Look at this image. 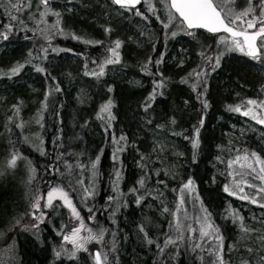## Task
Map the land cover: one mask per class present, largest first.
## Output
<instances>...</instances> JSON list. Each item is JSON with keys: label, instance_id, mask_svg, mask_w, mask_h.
<instances>
[{"label": "trees", "instance_id": "trees-1", "mask_svg": "<svg viewBox=\"0 0 264 264\" xmlns=\"http://www.w3.org/2000/svg\"><path fill=\"white\" fill-rule=\"evenodd\" d=\"M58 1L74 7L71 14L60 16L62 29L58 33L52 21H46L54 17L55 0L35 1L38 6L46 4L41 7L40 24L48 26L50 32L43 34L39 33L41 27L35 23L29 25L27 22V28L14 16V10L6 12L0 6V40L6 45L0 54V164L7 152L4 148L9 145L3 133L4 123L11 120L10 144L19 147L20 152L33 161L37 190L44 195L54 190L64 193L56 203L63 216L68 214L69 217L65 218L70 224L75 219L69 214L71 208L64 205V198L80 208L83 220L92 222L96 227L99 224L93 213L104 215L106 218L101 223L107 235H117V264H203L197 260L199 249L190 250L188 246L175 247V262H167L170 247H166L163 240L158 246L148 245L149 241H153L152 234H156L144 228L149 218H135L138 207L134 194L141 197L144 207L147 201L156 197L155 190L157 192L158 185L164 182L162 178L152 179L142 191L137 189L143 175L137 174L134 164L140 154L148 151L149 142L140 132L141 125L149 121L152 127L159 124L167 126L169 135L177 141L185 155L184 180L192 178L197 183L205 210L227 243L235 233L234 223L227 220L225 214V208L229 207L232 199L220 185H212L211 163L217 145L225 141V123L228 120L238 123L241 119L229 110L236 106H232L234 97L256 99L257 91L264 87L262 74L254 69L253 60L239 54L229 55L213 71L207 89L199 92L192 82L197 65H189L194 59L198 63L203 61V52L216 36L199 32L207 40L203 44L201 42L197 50L183 44L180 54L185 55L172 64L169 58L172 53H178V47L173 46L170 51L163 49L161 37L164 28L153 17L126 12L117 8L111 0ZM50 5L52 7L48 10ZM138 23H145L151 30L145 31L146 42L141 47L130 42L144 29ZM150 33H155L152 39ZM121 45L119 58L115 59L116 70L109 75L105 73L109 64L104 61L112 57L114 49ZM187 56L191 58L189 61H186ZM183 60L185 62L181 64ZM179 63L181 66H178ZM21 65H24L23 69L9 74ZM100 66L104 70L102 73L99 72ZM130 78L140 80L144 86L128 85L126 81ZM79 87H87L91 94V100L86 105H79L75 99ZM105 104H110L112 108V128L108 119L101 116ZM35 114L41 118L40 128L36 129L43 142V154L21 142L23 134L18 125H34L32 117ZM201 128V143L197 149L195 134ZM116 147L122 152L121 190L128 212L123 219L118 218L117 229H114L105 213L108 198L101 196L93 204L82 201L79 192H76V185L71 182L73 175L63 174V162L90 163L101 155L97 184L101 190L111 189L115 182L116 168L112 157L118 153ZM10 178L0 183V227L24 205L19 175ZM179 182L175 181V188ZM171 195L175 198L176 191ZM81 201L89 204L84 207ZM156 226L162 225L159 222ZM90 237L99 239L94 235ZM178 237L180 235L175 231V239ZM53 241L51 239L50 243ZM95 249H98V244L93 245L88 253H82L77 264H95L91 260ZM20 257L19 264H50L51 253L49 247L42 246L34 238H24L20 239ZM204 257L208 258L205 254ZM72 262L74 260H62L59 264Z\"/></svg>", "mask_w": 264, "mask_h": 264}, {"label": "rangeland", "instance_id": "rangeland-1", "mask_svg": "<svg viewBox=\"0 0 264 264\" xmlns=\"http://www.w3.org/2000/svg\"><path fill=\"white\" fill-rule=\"evenodd\" d=\"M35 1L0 0V6L6 12L14 10V16L26 24V27L32 22L41 27L40 34L50 32L48 26L40 24L42 8L46 4L43 3L38 6ZM55 3L57 4H53L55 8L54 17L48 18L46 21L48 23L52 21L54 29L58 33L62 29L60 16L71 14L74 7L65 5L63 2L59 3L58 0H55ZM214 3L226 22L232 27H249V30L264 28V0H214ZM51 7L52 5L48 6V10ZM143 9L142 13H136V15L145 16L148 14L155 19L159 26L164 28L161 37L163 49L170 51L173 46L178 47V53H172L169 58L172 64L180 56L185 55L180 54L183 44L187 47L191 45L192 49H199L200 43L203 44L207 40V38L201 37L198 32L189 33L184 28L181 21L170 9L169 0H144ZM137 25L144 29L137 38H132L130 42L141 47L146 42L145 31L149 27H146L145 23H138ZM150 34V39H152L155 33ZM260 46L262 53L254 60L253 67L262 74L264 79V37L261 38ZM5 47V41L0 40V54ZM122 48L121 45L118 49H114L113 56H109L104 61L109 64L105 73L112 75L116 70L115 59L119 58L118 53ZM233 54L246 55L240 40L232 39L225 34L212 38L211 46L203 52V61L198 63L194 59L192 63L196 64L191 65V63L189 65H197L193 71L194 80H192L195 90L199 92L206 90L212 73L220 61ZM190 59L187 56L186 61ZM184 62V60L181 61V64ZM181 64L179 63L178 66ZM101 66L100 73L104 71ZM23 68L24 65H21L9 74H15ZM126 83L130 86H144L136 78H130ZM90 97L91 94L87 87H79L76 90L75 99L79 105L89 103ZM233 100L232 106H236L229 108V110L242 119H239L238 123L229 120L225 123L227 126L224 133L225 141L223 144L217 145L215 157L211 163L213 170L212 185H220L226 194L238 199L236 202H232L230 207L225 208L227 220L232 221L235 225V233L227 243L205 210L198 194L196 182L192 178L184 180L186 174L183 163L185 155L183 150L179 149L177 141L169 135L167 126L159 124L152 127L149 121H144L141 125L142 131L140 132H143L142 136L148 138L149 142L148 151L140 154L134 164L137 174L143 175L137 189L142 191L152 179L162 178L161 180L164 182L159 183L158 193L156 190L154 192L156 197L147 201L144 207H142L141 197L134 194L138 207L135 209V218L136 216L149 218L145 221L146 226L144 228L151 229L156 234H152L153 241H149L148 245L155 244L158 246L159 241L163 240L165 246L170 247L167 254V262L169 263L175 262V247L188 246L190 250L197 251L199 249L197 252L200 256L198 254L197 260L203 264H264V87L257 91L256 99L235 96ZM102 111L101 116L108 119V125L112 128L110 121L113 114L110 104H105ZM40 119V116L35 114L32 117L34 125L26 123L22 126L18 125V127L23 134L21 142L42 153L43 142L40 132L36 129L40 128ZM11 124V120L4 123L3 133H5L9 145L4 148L7 152L0 164V183L10 180V177L14 175H19V188L22 198H25V203L22 210L17 212L9 228L0 227V264H19L20 239H24L25 236H31L41 242L42 246L49 247L50 264H59L62 260H74L71 264H77L81 254L88 253L89 249L96 244L101 250L103 264H117L116 250L119 246L115 237L117 235L115 233L107 235L104 231L101 222H104L106 217L93 213L99 224L96 227L92 222L83 220L80 208L64 198V205L71 208L69 214L75 219V221H71V224L70 221L67 222L65 217L68 218V214L63 216L56 203L57 198L63 197L64 193H57L58 190H54L44 195L37 190L35 187L36 170L33 161L20 152L19 147L10 144L11 134L9 130ZM202 130L203 128L195 134L197 149L200 148ZM117 142L115 139L116 144ZM116 148L118 153L114 154L112 158L116 168L115 182L111 189L101 190L100 185L97 184L101 155H98L90 163L63 162L65 170L63 174L73 175L71 182L76 185V192H79L82 201L86 200L93 204L101 196L108 198L109 205L106 207L105 213H107V218L111 221L114 229H117L118 218L126 216L128 211L126 199L121 190L124 168L121 161L122 152H119L118 147ZM177 180L180 182L175 188V181ZM175 191L176 197L173 198L171 193L175 194ZM33 195L35 196L31 200ZM131 198L133 199V196ZM82 201L81 205L84 207L89 204V202L82 203ZM21 212L23 213L21 214ZM159 222L162 226H156ZM156 230H160V232ZM175 231L180 235L176 239ZM90 235L99 238L98 241ZM51 239H54L52 244L50 243ZM84 240H86L85 243ZM204 254L208 257L207 259Z\"/></svg>", "mask_w": 264, "mask_h": 264}, {"label": "water", "instance_id": "water-1", "mask_svg": "<svg viewBox=\"0 0 264 264\" xmlns=\"http://www.w3.org/2000/svg\"><path fill=\"white\" fill-rule=\"evenodd\" d=\"M112 1L117 7L127 9H136L142 4V0ZM169 4L188 30H202L211 35L226 34L242 41L248 57L255 58L260 54L258 41L264 36V31L244 32L230 26L212 0H169ZM94 257L100 264L98 251L94 252Z\"/></svg>", "mask_w": 264, "mask_h": 264}, {"label": "flooded vegetation", "instance_id": "flooded-vegetation-1", "mask_svg": "<svg viewBox=\"0 0 264 264\" xmlns=\"http://www.w3.org/2000/svg\"><path fill=\"white\" fill-rule=\"evenodd\" d=\"M255 26H256V24H255ZM261 29H264V28H261ZM245 31H250V30H246L245 29ZM15 217H16V214L15 215H13L3 226H7V225H11L12 223H13V221H14V219H15ZM44 218H46V217H44ZM48 221V220H47ZM21 258V257H20Z\"/></svg>", "mask_w": 264, "mask_h": 264}]
</instances>
